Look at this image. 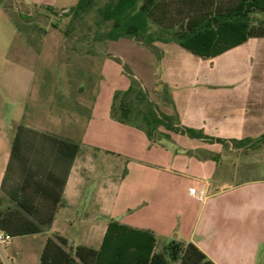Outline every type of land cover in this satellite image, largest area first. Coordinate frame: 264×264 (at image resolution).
<instances>
[{
  "label": "crops",
  "instance_id": "1",
  "mask_svg": "<svg viewBox=\"0 0 264 264\" xmlns=\"http://www.w3.org/2000/svg\"><path fill=\"white\" fill-rule=\"evenodd\" d=\"M160 43L164 45L162 71L167 76L164 86L173 100L172 112L179 115L181 124L227 140L257 138L264 133V36L250 37L210 58L190 50L192 54L183 49L172 50L173 42ZM96 102L95 98L84 119L87 136L92 126L103 123L127 135L120 140L122 143H113L112 135L105 145L70 135L68 131L78 130L79 120L71 115L65 120L58 111L50 120H56L59 129L40 127L81 144L65 187V205L59 208L51 227L34 234L41 237V250L48 236H71L57 225L60 218L70 228L77 224L85 228L95 225L90 217L93 211L80 209L97 203L84 200L88 192L86 178L110 181L109 188L114 186V194L119 197L121 187L140 177V199L116 210L124 215L121 219L105 212L107 194L102 191L97 205L99 212L106 215L101 221L103 234L110 219H117L153 230L157 240L162 237L169 242H193L217 264H264V175L259 174L264 169V142L256 147L249 144L236 148L229 141L209 142L163 127L161 130L169 132L171 138L152 142L143 130L115 120L111 108L105 117L100 116ZM20 123L29 125L25 120ZM16 131L7 132L0 127V195L4 194L1 182ZM121 161L126 162L125 167ZM135 167L140 169V176L134 173ZM190 187L206 188L209 199L201 201L192 196ZM118 204L114 201L113 208ZM137 210L140 218L129 215ZM71 211L84 215L77 221ZM89 238L80 244L93 245Z\"/></svg>",
  "mask_w": 264,
  "mask_h": 264
},
{
  "label": "trees",
  "instance_id": "2",
  "mask_svg": "<svg viewBox=\"0 0 264 264\" xmlns=\"http://www.w3.org/2000/svg\"><path fill=\"white\" fill-rule=\"evenodd\" d=\"M92 3L78 0L70 11L81 14ZM256 12L264 13V0H109L98 13L101 23L111 22V26L96 38H131L150 46L158 41L175 42L210 58L250 37L264 36V20L255 22ZM158 94L173 105L166 86ZM141 102L145 109L140 111L137 104ZM111 115L143 130L152 142L171 138L161 127L209 142L229 141L236 148L264 142V133L257 138L227 140L181 124L176 112L159 109L135 77L127 89L114 92ZM80 149V142L72 138L18 125L1 182L0 230L16 237L51 227L59 208L65 205V187ZM156 246L153 230L110 219L100 247L70 245L67 237L56 233L47 237L38 264H217L193 242L174 239L161 251Z\"/></svg>",
  "mask_w": 264,
  "mask_h": 264
},
{
  "label": "rangeland",
  "instance_id": "3",
  "mask_svg": "<svg viewBox=\"0 0 264 264\" xmlns=\"http://www.w3.org/2000/svg\"><path fill=\"white\" fill-rule=\"evenodd\" d=\"M107 1L93 0L85 12L75 14L70 8L78 0H44L42 3L34 0H0V127L3 130L15 131L19 122L25 120L32 128L52 132L42 128L53 126L59 129L54 120L58 111L65 120L67 115L78 118V130L68 131L70 135L102 145L109 144V136L112 135L113 143H122L120 140L126 139L127 135L110 129L108 125L97 123L96 127L90 128L87 136V128L83 124L95 98L98 113L105 117L110 111L114 92L127 89L132 77L142 83L160 110L172 112L167 98L162 100L158 94V87L165 85L167 77L166 72L162 71L164 45L157 42L156 48L131 38H96L111 26V22L101 23L98 13V8ZM255 18L264 20V13H254ZM172 46V50L183 49L192 54L178 43L173 42ZM137 108L144 110L145 104L138 103ZM53 114L54 119L51 117L50 120ZM120 165L125 167L126 162L121 161ZM135 168L134 173L140 176V169ZM259 174L264 175V169ZM109 182L85 179L88 192L84 200L97 203L80 209L93 211L90 215L95 222L93 228L78 224L70 228L65 220L59 219L57 225L71 235L67 237L70 245L80 244L92 236L88 240L92 241L91 246H101L104 236L101 221L106 215L99 212L97 204L102 200L104 191L107 194L105 212L117 219L124 217L116 213L117 209L123 208L129 201L140 199V177L121 187L119 197L114 194V186L109 188ZM111 183L115 184V181ZM114 201H119L115 208ZM62 211L61 214L65 212ZM70 215L79 221L84 214L71 211ZM129 215L140 218V210ZM72 235L78 238H72ZM40 238V235L34 234L13 237L2 246L3 264H38L42 252ZM168 242L159 237L156 250H163Z\"/></svg>",
  "mask_w": 264,
  "mask_h": 264
},
{
  "label": "built area",
  "instance_id": "4",
  "mask_svg": "<svg viewBox=\"0 0 264 264\" xmlns=\"http://www.w3.org/2000/svg\"><path fill=\"white\" fill-rule=\"evenodd\" d=\"M189 193L201 201H207L210 197L208 190L202 187H190ZM12 238L13 236L9 232L0 230V254L3 253L2 246L8 244Z\"/></svg>",
  "mask_w": 264,
  "mask_h": 264
},
{
  "label": "water",
  "instance_id": "5",
  "mask_svg": "<svg viewBox=\"0 0 264 264\" xmlns=\"http://www.w3.org/2000/svg\"><path fill=\"white\" fill-rule=\"evenodd\" d=\"M141 264H144V263H141Z\"/></svg>",
  "mask_w": 264,
  "mask_h": 264
}]
</instances>
